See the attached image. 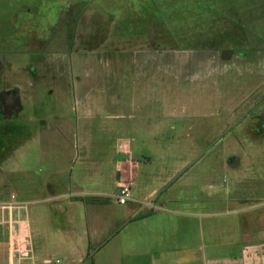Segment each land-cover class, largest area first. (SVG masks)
<instances>
[{
  "label": "crops",
  "instance_id": "1",
  "mask_svg": "<svg viewBox=\"0 0 264 264\" xmlns=\"http://www.w3.org/2000/svg\"><path fill=\"white\" fill-rule=\"evenodd\" d=\"M193 1V41L225 44L193 49L216 54L185 66L207 83L188 113H163L164 71L175 79L186 69L157 51L114 67L137 78L127 97L93 92L100 76L73 64L51 71L56 97H0V264H264V17L243 30L236 14L233 28L230 17H211L224 0ZM11 73L18 90V67ZM36 136L43 145L32 146ZM104 136L113 145L95 144ZM126 182L131 200L119 204L113 195Z\"/></svg>",
  "mask_w": 264,
  "mask_h": 264
},
{
  "label": "rangeland",
  "instance_id": "2",
  "mask_svg": "<svg viewBox=\"0 0 264 264\" xmlns=\"http://www.w3.org/2000/svg\"><path fill=\"white\" fill-rule=\"evenodd\" d=\"M223 2L227 7L225 11L224 8L214 9L211 17H230L233 28H241V22L234 21L236 14L243 17V30L251 29L252 26L246 27L247 22L264 17V0ZM193 6L192 0H0V95L3 99L13 96L8 91L14 90L10 85L16 79L11 71L17 67V80L22 85L17 90L19 97L47 99L60 95L55 90L50 92L54 80L51 78V71L56 67L72 68L67 65L73 64L78 70L84 69L80 74L82 77L89 79L100 76L102 87H96L93 91L98 95L103 92L127 97L125 88L128 80L133 83L137 78L133 73L122 72V68L114 69L122 62L123 65L125 62L133 66L136 63L134 58L141 60L142 54L152 58L155 55L156 59L159 55L157 51L162 53L164 64L165 60L169 63L172 59L177 60L174 64L184 67L192 64L201 66V63L192 61L201 60L208 55L206 52L195 53L193 49L199 48L198 45L202 43H210V48L216 49L225 42L193 41L198 36L194 32L199 29L194 23L187 21L188 15L197 18ZM237 43L243 42L240 40ZM214 54L216 52L212 51L209 56ZM231 60L235 61V58ZM26 65L29 70L39 71L36 72V78L32 76L30 79L29 74L24 73ZM200 66L197 67L201 69ZM185 69L175 79H171L172 74L169 72L163 73V92L160 96L164 114L188 113V104L196 106L202 102L207 89L204 79L206 74L203 71L189 70L188 67ZM226 70L228 72L222 75V81L227 85L228 98L232 100L235 98V83L229 79L232 71L229 68ZM113 81H124L125 85L117 88L112 84ZM138 87L139 85H133L127 91L137 92L135 96L138 97ZM223 94L222 89L221 95ZM170 98L178 104L173 107L172 104L165 106ZM35 122L36 125L39 124ZM43 139L36 136L32 146L43 145ZM50 139L53 143L57 142L56 139ZM93 139H97L95 144L110 146L115 138L104 136ZM48 140L49 137H46L45 144H48Z\"/></svg>",
  "mask_w": 264,
  "mask_h": 264
},
{
  "label": "built area",
  "instance_id": "3",
  "mask_svg": "<svg viewBox=\"0 0 264 264\" xmlns=\"http://www.w3.org/2000/svg\"><path fill=\"white\" fill-rule=\"evenodd\" d=\"M114 199L119 204H126L128 201L131 200V182H126L120 185L119 189L114 193ZM15 196L12 195V198ZM17 203L15 200L13 202L8 203L10 206H17ZM22 227L20 226V229ZM23 235V232L21 233ZM21 234H19L20 239ZM23 242V240H21ZM15 251L18 256L25 255V250L23 249V246L20 244V241L18 242V246L15 248ZM58 260H55V263H58Z\"/></svg>",
  "mask_w": 264,
  "mask_h": 264
},
{
  "label": "trees",
  "instance_id": "4",
  "mask_svg": "<svg viewBox=\"0 0 264 264\" xmlns=\"http://www.w3.org/2000/svg\"><path fill=\"white\" fill-rule=\"evenodd\" d=\"M9 93H12L13 94V96H18V92H17V90L16 89H14V90H10V91H8ZM11 94V95H12ZM0 97H2L1 95H0ZM3 98V97H2Z\"/></svg>",
  "mask_w": 264,
  "mask_h": 264
}]
</instances>
